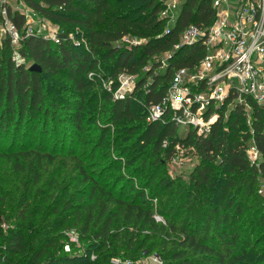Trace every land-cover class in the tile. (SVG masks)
<instances>
[{
  "label": "trees",
  "instance_id": "16d2710c",
  "mask_svg": "<svg viewBox=\"0 0 264 264\" xmlns=\"http://www.w3.org/2000/svg\"><path fill=\"white\" fill-rule=\"evenodd\" d=\"M24 1L42 17L59 21L67 27L83 29L82 38L85 43L77 39L79 33L74 35L77 41L70 38L68 30L57 34L58 42L33 32L26 35L22 32L26 24L24 14L7 7L10 21L22 32L17 52L23 61L17 63L12 60L9 35L0 36V119L9 124L16 110L21 115L24 111L40 110L44 101L45 80L64 76L70 81L73 93L79 98L75 106L68 105L74 108L76 124L79 126V114L89 86L87 74L96 72L100 65V80L114 81L112 88L117 84L115 79L121 72L136 77L132 92L134 96L139 97L140 106L144 109L141 115L144 123L142 141L150 143L152 153H162L163 157L159 155L154 159V165L167 161L176 145L179 129L174 125L169 110H166L160 120L147 122V108L163 100L174 70L191 67L203 56L200 44L181 46L178 49L173 46L186 26L207 25L211 22L213 11L209 1L187 0L167 32L164 25L167 20L158 16L163 6L160 0ZM130 32L144 36L147 38L146 42L141 47L132 49L115 45ZM166 52L170 57L166 59L165 64L163 61L151 59ZM106 61L109 65L103 66ZM27 62L38 64L40 72L30 70ZM105 99L110 120L119 122L133 118L132 98L117 99L111 91H107ZM249 102V126L243 109L237 105L226 119L222 115L224 108L220 109V116L208 136H198L193 132L184 138V141L193 147L199 162L190 175L191 186L187 192L181 188L175 189L166 199L169 213L174 214L173 219L181 215L180 209L185 208L187 214L181 225L169 220L166 223L161 221L164 235L171 237L174 234L180 247L164 264H241L242 261L260 264L258 258L263 255L255 249V243L250 245V241L255 226L260 224L263 218H258L257 213L260 214L264 209V195L259 189L264 188V110L252 100ZM164 140L168 141L165 148L162 146ZM250 141L254 142L261 154L257 164L251 163L246 154V146ZM130 148L122 142L117 145L115 149L119 154L118 162L124 159ZM46 156L51 158L50 155ZM5 157L13 160L16 169H19V160L17 156H12V151L5 153ZM26 157L30 160L28 167L34 172L32 182L35 184L38 179L37 168L42 159L36 152H29ZM141 164L143 167L146 165L143 160ZM33 165L35 167L31 168ZM80 173L83 175V182L92 181V177L85 174L83 169H80ZM134 179V176L129 177L127 183L133 182ZM147 186L135 189V199L130 202L114 198L110 190H102L101 195L105 198L99 207L97 219L103 217V220L94 237L101 238L102 241L109 240L113 224H120L122 218L126 222H132L134 226L142 227L141 229H158L152 211L153 205L139 203ZM158 186L163 191H171L174 188V180L169 175L161 177ZM159 192L154 195L155 201ZM175 200L180 202L178 207L175 206ZM110 202L117 204L115 211L108 208ZM252 207L256 210L251 209ZM79 208L83 209V205ZM27 211L26 202L16 211L15 227L8 229L5 234L0 227V262L95 264L90 259L91 255L88 257V253L87 256L78 257L61 254L62 247L58 246L55 238L59 236L58 232L64 220L60 221L58 226L50 228L44 227L43 224L36 225L34 222L29 233H25ZM54 212H57V209H54ZM248 212L255 215L248 218ZM86 216L84 231L88 229L92 219L90 209L87 210ZM213 233L214 239L210 242L208 237L211 238ZM261 239L262 237L257 240ZM195 256L197 257L194 258Z\"/></svg>",
  "mask_w": 264,
  "mask_h": 264
},
{
  "label": "rangeland",
  "instance_id": "374dc122",
  "mask_svg": "<svg viewBox=\"0 0 264 264\" xmlns=\"http://www.w3.org/2000/svg\"><path fill=\"white\" fill-rule=\"evenodd\" d=\"M9 2L8 7L11 10L25 12L30 8L24 0ZM28 19L22 32H33L53 40L54 36L68 30L74 41H77L74 35L79 33L77 39L85 43L82 38L83 29L79 27H67L59 21L38 14ZM164 25L167 27L171 22L166 21ZM22 32L19 31V34ZM0 36H5L1 26ZM146 39L130 32L115 45L132 49L141 47ZM18 48L19 46L11 47L12 60L16 61ZM166 54L167 52L157 54L151 59L164 62ZM32 64L26 63L29 66ZM105 64L109 65V62H104L103 66ZM101 68L99 65L96 72L87 74L89 86L79 114V126L76 124L74 108L68 107L75 106L79 98L73 93L70 81L64 76L47 78L46 82L44 81V101L40 110L24 111L23 115L16 110L9 124L0 119V227L4 234L8 229L15 227L16 211L27 202L25 233H29L34 222L36 225L43 224L44 227L50 228L58 226L60 221L64 220L58 232L59 236L55 238L58 246L62 247L61 254L78 257L87 256L88 253V257L94 256L90 259L95 264H164L171 259L173 253L180 250V247L174 234L171 237L164 235L161 221L164 220L166 223L169 220L171 223L181 225L187 214L185 208L180 209L181 215L173 219L174 214L169 213L166 199L175 189L181 188L187 192L191 186L189 178L195 169L196 152L193 148L180 147L182 155L179 159L185 158L189 162L179 169L168 160L160 165H154V159L159 155L163 156L162 153H152L150 143L142 141L144 123L141 115L144 109L140 106L139 97L134 96L132 90L126 92L123 97L132 98L133 118L122 119L119 122L110 120L105 96L111 88L105 86L106 80H100ZM118 85L115 84L111 89L112 93L116 91ZM182 129H179L175 140L177 145L185 142ZM121 142L131 148L124 159L118 162L119 154L115 148ZM8 151H12L14 158L17 156L19 169H16L13 160L5 157ZM29 152H36L42 159L37 168L38 179L35 184L32 182L34 172L28 167L30 160L26 157ZM46 155H50L51 158ZM142 160L146 164L145 167L141 164ZM34 167L33 165L31 168ZM80 169L92 177L91 182L87 180L83 182ZM167 175L174 180V188L168 192L159 189L158 186L159 179ZM133 176L135 177L133 182L127 183L129 177ZM144 185L148 186L139 203L153 205V214L160 218L156 222L158 229H141L142 227L134 226L132 222H126L122 218L120 224H113L109 240L96 239L94 233L103 220V217L97 219L99 207L105 198L101 191L110 190L114 198L130 202L135 199L134 190L142 189ZM259 189L264 195V188ZM158 191L160 192L155 201L154 195ZM174 202L178 207L180 202L177 200ZM80 205H83V209L79 208ZM115 207L117 204L114 202L108 204L112 211H115ZM254 208L251 209L255 211ZM54 209H57V212H54ZM88 209L92 212V219L88 229L84 231ZM260 212L257 213V217L263 218L261 223L255 226L250 245L255 243V249L264 256V209ZM254 215L248 212L247 217L251 218ZM34 219L36 220L33 221ZM73 230L80 235L81 249L70 245L67 251L64 246L69 244L68 233ZM211 235L208 240L213 242L214 233ZM260 237L262 239L257 240ZM263 256L258 258L260 264H264ZM0 264L5 263L2 261ZM241 264L251 263L242 261Z\"/></svg>",
  "mask_w": 264,
  "mask_h": 264
},
{
  "label": "built area",
  "instance_id": "2783aa9c",
  "mask_svg": "<svg viewBox=\"0 0 264 264\" xmlns=\"http://www.w3.org/2000/svg\"><path fill=\"white\" fill-rule=\"evenodd\" d=\"M163 3L159 17L173 24L187 0H160ZM213 16L207 25L190 24L181 33L174 49L183 46L200 44L203 56L191 67H180L171 75L166 95L159 104L147 108L146 121L160 120L166 110L171 111L174 125L183 128L184 138L189 133L206 137L220 116L226 117L230 111L239 105L246 118L251 123V105L253 103L264 110V0H207ZM9 0H0L1 28L8 34L13 47L19 46L22 36L10 21L7 14ZM26 20L36 17V13L27 8L22 12ZM169 31V26L165 28ZM28 35L31 32H23ZM72 38L71 35H69ZM58 42L57 35L52 38ZM16 45V46H15ZM16 61L23 59L16 52ZM170 55H165V61ZM165 61L163 62L165 64ZM135 76L121 72L115 79L118 88L113 93L117 99H123L126 92L133 91ZM114 81L108 80L106 87H111ZM108 84V86L106 85ZM115 84V83H114ZM110 89V91H111ZM168 141L164 140L165 148ZM183 142L174 145L168 159L182 168L189 161L179 157L180 147L193 148ZM246 154L251 163H258L260 152L253 141L248 142ZM196 155V162L199 157ZM156 220L160 218L154 215ZM69 246L81 249V238L78 232L68 233ZM93 255L91 259H93Z\"/></svg>",
  "mask_w": 264,
  "mask_h": 264
},
{
  "label": "water",
  "instance_id": "95a60500",
  "mask_svg": "<svg viewBox=\"0 0 264 264\" xmlns=\"http://www.w3.org/2000/svg\"><path fill=\"white\" fill-rule=\"evenodd\" d=\"M30 70L40 72V66L36 63H33L30 67Z\"/></svg>",
  "mask_w": 264,
  "mask_h": 264
}]
</instances>
